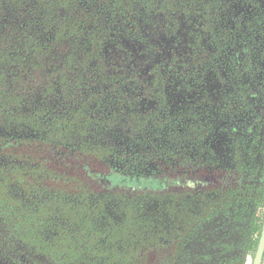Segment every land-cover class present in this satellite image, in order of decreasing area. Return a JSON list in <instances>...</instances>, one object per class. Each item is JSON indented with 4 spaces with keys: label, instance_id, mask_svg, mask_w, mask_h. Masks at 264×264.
Wrapping results in <instances>:
<instances>
[{
    "label": "flooded vegetation",
    "instance_id": "flooded-vegetation-1",
    "mask_svg": "<svg viewBox=\"0 0 264 264\" xmlns=\"http://www.w3.org/2000/svg\"><path fill=\"white\" fill-rule=\"evenodd\" d=\"M36 1L0 40L23 18L41 43L0 49L3 75L62 41L85 47L94 75H53L55 93L20 117L27 131L0 132L15 239L51 240L70 264L75 250L85 264H239L218 222L264 205V0ZM56 11L73 19L58 27ZM263 222L236 233L248 253Z\"/></svg>",
    "mask_w": 264,
    "mask_h": 264
},
{
    "label": "rangeland",
    "instance_id": "rangeland-1",
    "mask_svg": "<svg viewBox=\"0 0 264 264\" xmlns=\"http://www.w3.org/2000/svg\"><path fill=\"white\" fill-rule=\"evenodd\" d=\"M8 6L6 7V3ZM39 2L36 0H2L0 1V35L7 29L4 23H15L18 14H22L25 10L27 13L33 16L37 14L42 7L38 5ZM73 19L72 15L66 11H56L54 13V25L60 26L61 24H67L68 21ZM25 20L22 18L15 26L10 27L9 32L1 37L0 49L7 52V56L20 55L22 51V45L19 47L18 41H27L28 44H33L40 42L36 37H34L33 31L29 28H25ZM64 23V24H63ZM14 25V24H12ZM61 25V26H62ZM31 27V26H30ZM43 36V34H41ZM115 46H112V50L116 49L118 41H114ZM82 44L71 43L67 41H62L58 43L52 51L45 55L42 54V60L44 61L45 67H42V60L34 58V56L21 55L24 59L20 62H10L8 63V69L3 75V70L1 69L2 64L0 63V132L6 133L7 131L22 133L27 131L26 127L22 126L21 116L28 110V105L33 102L34 99H39L41 95L54 94L55 82L53 75H94L93 65L83 62L84 57L81 51L85 47H81ZM122 47V46H119ZM111 49V48H110ZM44 52H47L44 48ZM21 57V58H23ZM7 65V64H6ZM3 72V73H2ZM8 76V77H7ZM63 77V76H62ZM61 77V78H62ZM8 79V80H7ZM59 84V82L57 81ZM65 85V84H64ZM61 86V85H60ZM63 93L65 88L61 86ZM44 98V96H43ZM243 214V213H242ZM249 221H246V217L239 216V220H223V223L218 222L220 227H224L222 232L229 231L234 233V238L231 240L233 244L232 255L239 264H252L254 258V250H250L248 253L244 249V245L240 241L241 236H237L236 233H241L245 235L248 224L251 221H255L257 218L261 219L264 215V205L263 206H252L249 209ZM0 220L7 223L1 225L0 228L6 230L8 235V247L9 249L1 246L0 247V258L2 261L8 263L13 262L14 264H43L45 259L57 258L61 264H70L66 262L65 257L56 255L51 249L54 247V243L51 240L43 238H35L32 235L24 234L19 231L18 239H15L16 233L13 229L11 215L0 209ZM231 222V223H230ZM227 224L228 228H225ZM231 227V228H229ZM9 228V229H8ZM219 232V230H218ZM258 235V234H257ZM258 236L256 234L253 236L252 240L258 241ZM246 238V237H245ZM13 240V241H12ZM17 242H23L21 248L18 250L14 247ZM229 242L228 238H225L224 244ZM12 247V248H11ZM76 263H83L84 254L82 252H76ZM253 253V255H252Z\"/></svg>",
    "mask_w": 264,
    "mask_h": 264
},
{
    "label": "water",
    "instance_id": "water-1",
    "mask_svg": "<svg viewBox=\"0 0 264 264\" xmlns=\"http://www.w3.org/2000/svg\"><path fill=\"white\" fill-rule=\"evenodd\" d=\"M253 264H264V222H263L257 250L255 253V257L253 260Z\"/></svg>",
    "mask_w": 264,
    "mask_h": 264
},
{
    "label": "trees",
    "instance_id": "trees-1",
    "mask_svg": "<svg viewBox=\"0 0 264 264\" xmlns=\"http://www.w3.org/2000/svg\"><path fill=\"white\" fill-rule=\"evenodd\" d=\"M29 142H30V141H29ZM29 142H27V143L29 144ZM261 224H262V223L260 222V223H259V225H258L259 227H256V230H258V233H260V227H261ZM136 258H137V260H138V261H140V260H141V258H142V256H140V255H137V257H136Z\"/></svg>",
    "mask_w": 264,
    "mask_h": 264
}]
</instances>
